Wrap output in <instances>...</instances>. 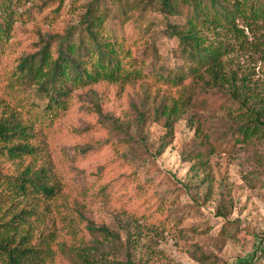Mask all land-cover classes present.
I'll use <instances>...</instances> for the list:
<instances>
[{"label":"rangeland","instance_id":"obj_1","mask_svg":"<svg viewBox=\"0 0 264 264\" xmlns=\"http://www.w3.org/2000/svg\"><path fill=\"white\" fill-rule=\"evenodd\" d=\"M94 1H10L7 14L14 24L4 65L11 67L24 53L34 51L41 36L64 34ZM100 5L117 16L111 17L107 29L128 45L156 43L167 65L177 63L173 51L178 41L165 34L167 21L161 14L142 17L134 10L124 21L113 0H100ZM58 6L61 9L56 17L51 11ZM237 24L246 38L239 46V41L227 36L235 50L224 58L225 71L236 76L238 86L246 78L249 98L256 96L264 104V20L250 24L238 20ZM150 91L148 81L104 82L80 90L74 94L66 117L45 128L39 141L51 163L54 181L64 187V193L57 201L36 208L39 216L29 220L35 240L53 231L70 246L84 239L87 244L92 242L84 232L86 223L74 227L61 223L58 216L67 197L74 194L71 190L78 188L88 219L96 226L109 227L120 235L124 246L131 247L130 256L125 248L110 258V264H264L259 259L264 249V136L249 144L232 140L231 128L244 124L248 114L228 91L214 92L208 98L213 109L199 113L202 129L213 136L215 146L208 162L195 167V161L184 159L195 147V128L189 123L194 111L176 124L173 144L155 157L163 129L153 126L143 138L135 111L149 107L146 96ZM0 101V116L3 106L23 113L27 110H21V95L9 86L2 70ZM103 116L110 120L106 122ZM7 167L5 175L17 170L12 164ZM103 187L112 191L111 199L95 200V193ZM2 193L0 190V218L5 214L7 220L12 215L7 213L11 205L15 210L27 203L33 207L35 202L27 200L21 205V200L7 201ZM129 230L134 240H128ZM59 260L54 264H71Z\"/></svg>","mask_w":264,"mask_h":264},{"label":"trees","instance_id":"obj_2","mask_svg":"<svg viewBox=\"0 0 264 264\" xmlns=\"http://www.w3.org/2000/svg\"><path fill=\"white\" fill-rule=\"evenodd\" d=\"M0 0V71L9 86L22 98L23 105L10 109L3 106L0 116V190L2 196L23 202L35 201L33 207L24 204L12 212L10 219L0 218V264H110V258L131 247L124 246L120 235L105 225L96 226L88 219L87 205L82 191L73 188L71 198L58 213L60 222L83 224L84 232L93 240H80L70 246L60 241L59 235L49 231L36 240L29 220L36 218V208L57 201L64 187L54 181L52 166L44 156L39 138L45 128L66 117L72 108L74 94L100 83H151L147 94L149 107L135 109L136 124L143 138L153 126H161L163 134L155 157H160L175 138L176 124L189 111V123L195 128V147L185 155V161L204 165L215 153L213 136L202 129L199 113L213 109L208 99L213 93L228 91L246 110L247 121L231 128L229 135L239 144H249L264 136V104L247 93V81L237 85L236 76H228L224 58L235 50L227 36L244 44L246 35L237 21L250 24L264 20V0H113L124 21L130 13L140 11L161 14L166 22L165 34L178 41L173 51L177 63L167 65L161 58L156 43L128 45L127 40L107 29L112 10L102 8L100 0L88 5L80 21L60 35L51 33L34 43V51L24 53L11 67L5 64L14 22L7 14L8 3ZM22 0H16L21 2ZM44 12V6L40 7ZM61 6L52 14L59 16ZM171 18L181 22H172ZM109 30V31H107ZM139 50V51H138ZM178 90L174 95L173 91ZM29 91H32L30 94ZM205 95L206 97H204ZM32 96H34L35 101ZM0 106L2 102L0 101ZM107 122L110 119L103 116ZM227 136L226 138H228ZM131 141L133 139L130 138ZM141 143L144 141L139 139ZM7 164L15 165L12 175H5ZM68 189V188H67ZM109 187L95 193V200L111 199ZM3 198V197H1ZM1 201V199H0ZM220 213V216H224ZM37 220V219H36ZM76 233V231H75ZM128 231V240H134ZM129 245V243H127ZM264 263V249L259 256ZM130 261V259H129Z\"/></svg>","mask_w":264,"mask_h":264}]
</instances>
